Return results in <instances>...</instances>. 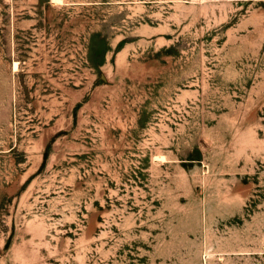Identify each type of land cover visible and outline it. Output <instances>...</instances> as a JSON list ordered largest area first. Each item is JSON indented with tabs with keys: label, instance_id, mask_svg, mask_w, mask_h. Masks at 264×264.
I'll list each match as a JSON object with an SVG mask.
<instances>
[{
	"label": "rangeland",
	"instance_id": "rangeland-1",
	"mask_svg": "<svg viewBox=\"0 0 264 264\" xmlns=\"http://www.w3.org/2000/svg\"><path fill=\"white\" fill-rule=\"evenodd\" d=\"M0 264H264V0H0Z\"/></svg>",
	"mask_w": 264,
	"mask_h": 264
},
{
	"label": "bare ground",
	"instance_id": "bare-ground-1",
	"mask_svg": "<svg viewBox=\"0 0 264 264\" xmlns=\"http://www.w3.org/2000/svg\"><path fill=\"white\" fill-rule=\"evenodd\" d=\"M14 66H16V64H14Z\"/></svg>",
	"mask_w": 264,
	"mask_h": 264
}]
</instances>
